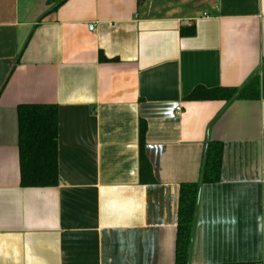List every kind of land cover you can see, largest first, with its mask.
Wrapping results in <instances>:
<instances>
[{
	"label": "crops",
	"instance_id": "obj_1",
	"mask_svg": "<svg viewBox=\"0 0 264 264\" xmlns=\"http://www.w3.org/2000/svg\"><path fill=\"white\" fill-rule=\"evenodd\" d=\"M23 103L57 106L55 186L19 184ZM186 183V264H264V0H0V264H177Z\"/></svg>",
	"mask_w": 264,
	"mask_h": 264
},
{
	"label": "trees",
	"instance_id": "obj_2",
	"mask_svg": "<svg viewBox=\"0 0 264 264\" xmlns=\"http://www.w3.org/2000/svg\"><path fill=\"white\" fill-rule=\"evenodd\" d=\"M56 8L53 7L52 10ZM42 18V17H41ZM193 28L182 34H193ZM108 60V59H107ZM113 60V59H109ZM259 83L254 73L237 89L196 87L187 97L189 100H224L257 99ZM17 147L19 184L22 187H49L57 184V106L55 104L23 103L16 108ZM144 126H140V138ZM222 158V144L209 141L204 153L201 170V183H214L219 180ZM140 168H147L140 144ZM198 184H181L176 226L175 257L177 264H186L194 220ZM249 264V263H223Z\"/></svg>",
	"mask_w": 264,
	"mask_h": 264
},
{
	"label": "built area",
	"instance_id": "obj_3",
	"mask_svg": "<svg viewBox=\"0 0 264 264\" xmlns=\"http://www.w3.org/2000/svg\"><path fill=\"white\" fill-rule=\"evenodd\" d=\"M180 110V107H176V113L178 114Z\"/></svg>",
	"mask_w": 264,
	"mask_h": 264
}]
</instances>
